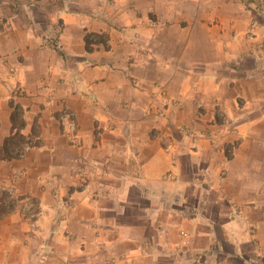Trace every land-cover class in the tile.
Here are the masks:
<instances>
[{
  "label": "crops",
  "instance_id": "0c3cea01",
  "mask_svg": "<svg viewBox=\"0 0 264 264\" xmlns=\"http://www.w3.org/2000/svg\"><path fill=\"white\" fill-rule=\"evenodd\" d=\"M0 6V264H264V3Z\"/></svg>",
  "mask_w": 264,
  "mask_h": 264
},
{
  "label": "trees",
  "instance_id": "16d2710c",
  "mask_svg": "<svg viewBox=\"0 0 264 264\" xmlns=\"http://www.w3.org/2000/svg\"><path fill=\"white\" fill-rule=\"evenodd\" d=\"M92 39H96L102 43L104 48H109L107 36L104 34L97 33H87L85 36V45L86 49L90 50V43ZM11 123H12V134L7 137L3 144L0 145V160L8 159V158H19V153L22 152L23 146L29 143L30 146H35L36 141L33 142L31 139L33 137L24 136L20 129L24 125V120L22 118L21 110L18 106H14L13 111L11 112ZM36 136V135H34ZM36 138H38L36 136ZM13 209L12 202L8 198H3L0 200V217L4 214H7L9 211Z\"/></svg>",
  "mask_w": 264,
  "mask_h": 264
},
{
  "label": "rangeland",
  "instance_id": "374dc122",
  "mask_svg": "<svg viewBox=\"0 0 264 264\" xmlns=\"http://www.w3.org/2000/svg\"><path fill=\"white\" fill-rule=\"evenodd\" d=\"M259 2H261V3H264V0H259ZM3 7V6H2ZM2 7L0 6V29H2L3 28V20H5V16H4V13H2ZM4 8V7H3ZM15 8H17V6H13L12 7V10H14ZM66 114H69V117L68 118H70V120L72 121V127L70 126V127H68V125H67V122H65L66 120H65V115ZM59 119H60V123H61V126H62V129H63V134H64V136L68 139V140H71L72 138H74L75 137V131H76V120H75V115H74V113L72 112V111H69V110H63L61 113H60V116H59ZM217 119L218 120H223V116L222 115H218L217 116ZM33 142H35V141H38V138H32L31 139ZM34 148V146H32V148H30V150L29 151H31L32 149ZM29 151H27L26 153H25V155L29 152ZM25 155L23 156V157H25ZM22 157V158H23ZM76 162H77V173L80 175V176H82L83 175V166H82V163H83V161H82V159H81V157H78L77 158V160H76ZM25 203V202H24ZM28 206H30L29 204H24V207H23V209H22V215L23 216H25V217H28V215L26 214V213H34L31 209H30V207H28ZM36 217V216H35Z\"/></svg>",
  "mask_w": 264,
  "mask_h": 264
},
{
  "label": "built area",
  "instance_id": "2783aa9c",
  "mask_svg": "<svg viewBox=\"0 0 264 264\" xmlns=\"http://www.w3.org/2000/svg\"><path fill=\"white\" fill-rule=\"evenodd\" d=\"M68 117H69V114H66L65 115V120H66L65 122H67L68 127H70V126L72 127L73 126L72 121ZM30 148H32V147L30 146L29 143L25 144V146H23V148H22V152L19 153V158H22L25 155V153L30 150ZM26 214L28 215V217L30 219H34L36 216L35 213H26ZM181 234L184 237V243L187 244L189 242L188 234L185 231H182Z\"/></svg>",
  "mask_w": 264,
  "mask_h": 264
}]
</instances>
